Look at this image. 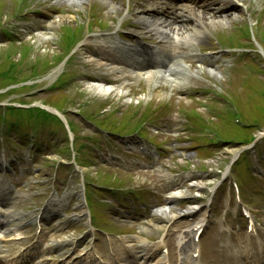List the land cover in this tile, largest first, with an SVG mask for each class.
Segmentation results:
<instances>
[{"label":"rangeland","instance_id":"374dc122","mask_svg":"<svg viewBox=\"0 0 264 264\" xmlns=\"http://www.w3.org/2000/svg\"><path fill=\"white\" fill-rule=\"evenodd\" d=\"M121 1L125 7L129 3V0ZM233 2L239 7L235 12L241 11L249 14L243 13L245 16L241 18L234 15L227 22H221L222 24L216 27L207 26L202 30L210 35L211 42L216 45H221V41L224 43L230 41V44L226 42V46L248 50L252 46L254 49H251V57L248 58L251 60L254 58L255 62L251 63L248 69L241 66L238 72H231L230 83L223 79L224 76L219 71H210L202 79L195 76L196 80L192 82L201 83L227 99L228 103H210L214 113L220 116L217 119L196 108L194 103L190 104V101L175 94L171 80L167 83L161 80L148 81L145 78L141 79L142 77L130 79L129 75L125 73H114L110 66L85 70L76 64L80 58L84 61L95 60L87 54L90 51L83 49V45L89 40L94 41L104 33L113 31L112 29L118 30L122 24L125 28L127 20L134 19L133 16L125 14L126 16L122 15L116 18L99 0L85 4L84 15H81V11H77V6L61 2V0H0V107L6 108L11 104L26 107L25 110L28 111H6L7 122L9 124L18 122V128L22 134H31L32 131L34 135L37 131L41 134L40 136L36 134L33 137L39 152L42 153L40 160L44 161L36 164L42 172V176L32 177L33 181L36 179L38 183L37 187H31L29 184L30 189L32 191L35 189L34 193L39 194L43 192L40 187L44 184V180L54 177L70 183L71 187L79 194V205L81 206L79 216L83 215L79 219H81L80 224L83 227L87 224V219L84 216L87 215L84 196H86L92 218L97 219V216H100V222L102 221L108 226L113 221L111 217L103 216V210L111 208H107L105 203H99V200L103 198L102 194H87L83 187L85 189L90 187L91 190L98 191L105 186H126L127 189L140 193L143 198L139 203L143 220L151 219L150 213L156 208L170 207L177 218V222L173 226H180L183 221L178 218L179 214L177 213L184 211L187 206L196 205V209H198L200 205L210 200L212 206L218 205L221 189L217 183L220 181L223 171L229 167V174L233 172L234 179L241 184L243 190L241 198L246 200L252 211L264 222V172L262 175L256 174L263 179L250 183L251 180L248 177L251 174L247 167L253 163L254 154L260 151L261 142L264 139V61L260 57L264 58V53L259 48L261 46L264 50V0H245L244 5L239 0H233ZM58 7L67 10L71 7L73 13L60 14L61 10ZM44 16L51 21L61 19L62 21L54 29L46 31L42 23ZM218 19L221 20V18ZM206 34L203 36H207ZM92 44L95 45V43ZM255 50L263 55L259 53L260 56L255 57ZM95 62L97 66L105 65L103 62L96 60ZM260 67H263L262 73ZM81 72L93 76H104L110 80L114 79L116 81L113 83L115 88L113 87L112 90L122 86L125 91L122 95L116 91L104 96L90 81H73L74 76ZM124 78H128V80ZM122 79L126 82L123 83ZM150 83H154L155 88L148 89ZM55 85V89L49 90L51 86ZM178 108H187L188 116L195 122L199 121V118L202 122H206L207 132L201 131L193 135L199 139L198 142L190 141L182 146L181 144L186 141L187 136L183 134L180 138H176V132L175 134L172 132L175 129L173 121ZM78 110H81V113ZM2 113L3 111L0 110V124H3ZM45 114L51 117H47ZM66 119L73 122V127L70 130L75 135L76 153H71L67 147L70 142L67 139L60 141L61 144L57 146L60 148H53L55 146L53 134L56 135L59 132L66 138L68 136V127L64 125ZM154 119L162 130L158 135L154 130H150V122ZM146 121L147 125L143 129V133L153 142L155 140L156 144L161 143V147L164 149L172 146L175 149L182 147L187 149L191 155L188 162L192 164V167L188 173H193L190 183L192 187L187 190L186 199L181 202H173L171 205L165 206L164 197L167 191L162 187L160 181L162 175L169 170L168 168L164 167L165 171L160 172V177H158L155 169H150V164L139 159L140 157L131 156L127 169H119L106 163L108 156L104 150L108 145L106 144L107 135H101L104 131L99 128L108 133L111 131L129 133ZM33 128L37 130L34 131ZM13 138L14 140H12ZM27 138L31 137L27 136ZM94 138H98L96 144L92 142ZM254 138L255 140L252 142ZM208 139L218 141L217 145L209 146L208 150L198 153L199 144L206 145ZM14 141L16 144V138L12 137L6 140V143L13 145ZM251 142L252 144H250ZM95 145L97 148L101 145L102 157L97 155V151H90V153L85 151V149H92ZM250 146H252V151L243 153ZM63 148L67 150V154ZM58 150L60 152L56 153ZM233 150L240 152V155L232 162L230 152ZM19 151L20 153L25 152V150ZM172 155H175V152ZM167 157L170 158L171 154L169 153ZM172 160L176 161L175 158ZM28 168L31 171V167L28 166ZM253 173H258V168ZM15 178L21 187H25L28 182L18 175ZM216 185L218 189L214 195H211L213 196L211 198L209 197L210 192ZM142 203H145L146 206ZM26 208L28 206L22 209ZM167 218L169 217L167 216ZM3 221L4 219H2ZM123 222L121 227L126 229L124 231L127 229L137 230V227L141 225L140 222H130L126 216ZM112 225L110 228L117 229V223ZM82 227L68 237L75 235L79 236L77 240L81 238L88 240V236L80 232L83 230ZM46 231L48 232L49 229L47 228ZM49 235L53 236V233ZM68 237L62 236L61 240L67 241ZM148 237L155 241L159 235L149 234ZM231 238L234 242L233 236ZM224 240V238H220V242H224ZM7 242L8 239L4 237V234H1L0 243L3 245ZM218 243L216 237L202 240L201 246L205 249L202 258L203 264H227L216 253L215 247L219 253L226 251L220 248ZM85 247L89 248L88 241H86ZM70 249L71 247L68 245L64 252L70 251ZM14 250L15 247L10 244L5 248L6 253H12ZM48 257L55 259V254L52 253ZM56 259L59 260V257L56 256Z\"/></svg>","mask_w":264,"mask_h":264},{"label":"bare ground","instance_id":"6f19581e","mask_svg":"<svg viewBox=\"0 0 264 264\" xmlns=\"http://www.w3.org/2000/svg\"><path fill=\"white\" fill-rule=\"evenodd\" d=\"M102 2L103 6L107 9H109L111 14H114L116 16H120V15H124L126 13L130 12V8L129 6L126 8H124L122 6V2L119 3H114L112 0H99ZM242 3H244L245 0H241ZM61 2H65L67 4H72L74 6H77V11H81V15L85 14V4L86 3H91L93 2V0H61ZM217 1L214 0H209L208 1V7H212L213 10H218L219 8L224 9L223 13L226 14V17L222 18L221 20H219L217 17L213 18L214 12H205L204 10H199V11H189L187 16L184 18V22L179 23L177 20H175V14L174 16H169L170 11L172 9H174L176 11V8L180 5L172 2V1H166V0H149L148 3L147 1L142 2L141 4L139 3L138 7L136 8V10L134 11V17L135 20L134 21V25L133 26H129L131 27L130 30L134 31V33L136 35H138L141 38H152L156 41L157 44H159V47L154 48L155 51H151V53L153 55H155L157 52L158 53H163V52H167V51H173L176 53V50H178V45L180 43L185 42L187 44H192L194 42H196L197 38L200 37L201 33V29L206 28L207 26L209 27H216L220 24H222L221 22H227L229 21L234 15L236 17H244L245 15H243V13L241 11L235 12L234 10L228 11L230 8H234V5L232 4V2H230V0L228 2H223L221 0H219V3L214 4ZM144 5V6H142ZM215 5V6H213ZM244 5V4H243ZM189 7V6H187ZM59 8V7H58ZM228 10L226 11L225 9ZM47 9V8H45ZM61 10L64 11V8H59ZM243 11V8H241ZM67 15V13H73V9L70 8L69 10H66L63 12V14ZM87 13V12H86ZM228 14V16H227ZM244 14H249L244 13ZM50 15V14H47ZM88 15V14H87ZM86 15V16H87ZM161 16H163V18H160ZM62 21H51L49 18H47L46 16H44V21L42 22L44 24L45 30L46 31H50L51 29H54L58 23H60ZM101 42L100 45H98V47H96L98 50L97 51H93L91 50V53H87L88 55L92 56V57H96L99 59H104V60H108V61H113L116 60L117 58V54L118 53H129V51H122V50H126V47L119 44L118 42H116V39L113 41V38L111 37H103L101 38ZM171 41V43H170ZM99 43V42H98ZM97 43V44H98ZM106 45H105V44ZM87 46H90L89 43H87ZM143 53L148 52L147 49H142ZM178 53V52H177ZM123 55H120L118 60H122ZM78 65L82 66L85 70H89L92 68H98V69H102V67H105L106 65H102V66H97L95 60H91L90 61H81L77 63ZM134 65L138 66V70L130 72L133 75L137 74L134 72H138V75H136V77H141L144 75H141V72L144 71L143 68V64L135 61ZM148 66V65H147ZM171 72H174V70H170ZM115 73H123V72H118L116 71ZM131 75V74H130ZM157 75H151L149 76V79H155ZM176 76V74H175ZM77 81H85V80H92L94 85L99 89V91L101 93H103L104 96H108L110 93H114L116 91H119L117 93H120L121 95L124 93V89L122 86H120L119 88H117L116 90H112L113 87H110V84H113V82H115V80H109V78H105L104 76H90L87 73H83L81 72L80 74H78L77 77ZM158 80L164 81V82H169L168 76L164 75L161 76L160 78L157 77ZM176 79V78H175ZM123 80V79H122ZM126 80V79H125ZM110 82V83H109ZM126 81L123 80V83H125ZM115 88V87H114ZM229 152V151H226ZM238 153L237 150H233L230 152V154L232 156H236ZM228 174V171H225L223 173V177H225ZM1 211V210H0ZM196 205H192L189 206L186 210V212L182 213L183 215H187V214H191L193 215L196 212ZM158 214V216L155 219H151L149 220V225L155 226V227H160L158 225L161 224V228L164 225H167L168 223L164 224V219L166 220H171V219H175V212L173 211V209L171 208H164V209H158L156 211ZM180 215V213H177ZM167 216L169 218H167ZM201 216L198 217V219H200ZM203 219H200L198 221V223L200 221H202ZM197 223V224H198ZM1 225V224H0ZM174 227V226H172ZM0 229L2 230L1 226ZM190 230L191 227H187L186 230H184L183 232L179 231V234L182 235H186L190 236ZM180 244V241L177 240V242L175 243L174 246H172L170 249L172 250L173 253L177 252L178 249V245ZM145 248H151L150 246H147L146 244L144 245ZM1 248V246H0ZM2 249V248H1ZM0 254H1V250H0ZM25 254H28V252H26ZM148 254V252L146 253ZM169 254H171L169 252ZM21 255L17 254L16 256V260L18 258H20ZM176 261H178V259H176ZM13 262V261H11ZM10 262V263H11ZM13 264H16V262H13Z\"/></svg>","mask_w":264,"mask_h":264}]
</instances>
